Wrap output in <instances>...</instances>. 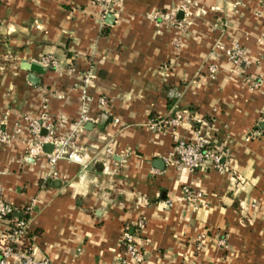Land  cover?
Segmentation results:
<instances>
[{
  "label": "crops",
  "instance_id": "1",
  "mask_svg": "<svg viewBox=\"0 0 264 264\" xmlns=\"http://www.w3.org/2000/svg\"><path fill=\"white\" fill-rule=\"evenodd\" d=\"M263 1L117 0L107 20L90 0H0V119L13 133L0 143V188L9 217L31 206L25 243L34 258L119 264L127 226L140 261L126 264H264V131L244 139L264 107ZM183 5L191 17L182 30L151 19ZM216 43L239 44L247 62L231 70L221 50L209 54ZM45 54L55 68L33 62ZM85 74L87 112L100 117L77 137L80 162L49 168L43 153L26 152L27 120L43 113L55 135L70 133ZM182 110L175 128H147ZM196 131L228 149V171L165 162L172 134ZM184 184L203 194L195 211Z\"/></svg>",
  "mask_w": 264,
  "mask_h": 264
},
{
  "label": "built area",
  "instance_id": "2",
  "mask_svg": "<svg viewBox=\"0 0 264 264\" xmlns=\"http://www.w3.org/2000/svg\"><path fill=\"white\" fill-rule=\"evenodd\" d=\"M117 0H90V3L96 5L100 10V16L110 13L112 14L113 6ZM264 4V1H263ZM177 11L182 12V16L177 17ZM191 12L186 5L170 8L165 12H154L151 19L156 22V18L161 19L162 22L175 26L179 30L189 23ZM264 43V41H263ZM215 49L222 51V55L230 64V69H238L239 66L245 64L246 57L243 48L239 44H232L229 46H222L216 43L209 54H213ZM41 66H57V60L51 55L45 54L33 60ZM216 72V66L210 63L206 67L207 76L213 78ZM90 81V75L85 74L80 78L79 90L81 107L77 119L73 122L70 133L66 135H55L52 128L45 122L46 117L40 114L38 118H31L27 120L26 128L30 134L27 141L26 152L28 155L43 153L46 156L47 164L51 168L58 159H67L74 162H80L81 157L79 153L81 149L77 144V137L82 132L85 124H94L98 121L100 115L90 116L87 112L86 103L90 100V96L86 93L87 85ZM259 84L257 79L249 80V88H255ZM99 106H105V98L97 96L96 100ZM185 110L174 111L171 117L157 118L151 117L148 120L147 128L157 133H164L168 128H175L179 121L184 116ZM116 122V119L113 118ZM43 130V133H42ZM264 131V107L261 109L260 115L255 123L245 135V140L256 137ZM13 133L8 132L4 127V122L0 119V143H7ZM171 149L167 154L165 162L171 164L175 169L186 170L192 172L199 168L203 163H207L213 170L217 172L228 171V149L218 148L211 144L206 135L196 131L192 139L180 138L176 134H172ZM43 144H50L51 149L46 152L42 150ZM104 153L111 154V149L107 146L103 148ZM182 198L189 204L190 211H195L199 206L203 205L202 193L199 190L191 188L189 185H182L180 187ZM170 205V201H166ZM30 205L23 207V213L27 214ZM25 214L20 216H11L9 210L3 200L0 188V221L6 219L7 225L5 232L0 236V264H51L47 258L36 259L32 255V246L25 243L27 233V218ZM133 226L141 229L143 222L136 220ZM203 237V234L197 236L198 241ZM218 242H222L219 239ZM121 243L123 245L124 256L119 264H126L128 261L137 263L140 261V251L132 239L128 227L125 226L121 232ZM17 245L22 247V252H17ZM14 257L15 260H9Z\"/></svg>",
  "mask_w": 264,
  "mask_h": 264
},
{
  "label": "water",
  "instance_id": "3",
  "mask_svg": "<svg viewBox=\"0 0 264 264\" xmlns=\"http://www.w3.org/2000/svg\"><path fill=\"white\" fill-rule=\"evenodd\" d=\"M111 14L110 13H107V14H105V19H107V20H110L111 19ZM51 149V145L50 144H43L42 145V150L43 151H49Z\"/></svg>",
  "mask_w": 264,
  "mask_h": 264
}]
</instances>
